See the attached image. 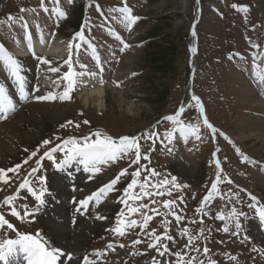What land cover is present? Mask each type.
<instances>
[{
	"label": "rangeland",
	"instance_id": "1",
	"mask_svg": "<svg viewBox=\"0 0 264 264\" xmlns=\"http://www.w3.org/2000/svg\"><path fill=\"white\" fill-rule=\"evenodd\" d=\"M124 7L139 17L135 23L126 19L128 13L119 11ZM61 12L66 16H61ZM81 31L84 40L74 42L71 71L85 75L78 76L69 100L59 98L68 86L67 80L62 79L69 71L64 60L41 56L52 61V67L60 68V72L53 73L48 65L35 58V69L27 80L22 76V62L8 53L20 41L38 38L41 32L52 43L68 46ZM124 44L129 47L125 48ZM0 45L3 46L0 57L8 54L18 60L23 77L21 93L9 96L17 101L15 110L6 119H0V127L15 123L20 128L11 145L15 162L11 163L13 156H3L6 164L0 168L7 171L20 165L16 171L7 172V184L0 181V214L15 230L0 228V239L39 234L46 240L42 216L47 211L53 218L51 211L63 201L62 193L50 189V178L59 175L62 183L76 181L68 187L72 195L66 197L72 226L102 225L96 233H87L94 241L86 255L96 264H154V261L177 264L178 259L181 264H264V219L259 215L264 196L257 186L258 179H264V153L258 152L264 148V138H253L246 132V128L264 121V110L245 104L250 94L264 101V0H0ZM194 65L196 71L190 81ZM87 77L96 80L95 85L109 88L106 110L102 113L82 105L80 95L93 88L90 81L86 82ZM25 79L31 81L27 88L23 86ZM48 94L57 98L36 99ZM193 95L200 98L204 114L217 129L215 134L203 124ZM32 105L40 109L26 108ZM181 105L185 108L181 123L164 119L176 114ZM85 120L89 123L85 124ZM181 124L198 125L201 139H195V134L185 136ZM96 131L117 141L124 136L139 138V163H132L135 153L132 149L116 161L101 165V171L95 174L76 162L63 169L56 167L70 147L62 143L65 139H96L92 135ZM149 133L157 135L150 140ZM167 133L172 134L171 143ZM45 140L50 143L44 145ZM58 144L65 151L58 149L52 153L54 160L47 157L40 160L46 150ZM37 160H40L39 171L29 176L31 169L37 167ZM176 166L181 167L180 172ZM123 169L127 173L114 191L104 195L99 204L90 202L87 212L76 211L78 202L84 199L82 195L97 191ZM137 169L140 177L132 175ZM153 169L158 175H151ZM217 175L220 176L217 191L205 202L204 197L212 191ZM40 177H44L43 182ZM172 177L176 178L175 184L152 187L164 179L171 181ZM25 179L37 194L45 192L43 204L27 187H19ZM132 179L138 181L133 189L136 195L142 191L141 183L146 184L145 191L152 193L137 201L129 200V207L147 205L138 213L129 212L119 202ZM95 184L101 185L87 193ZM157 191L164 195H156ZM8 196L16 199L11 205H4ZM168 200L174 203L166 209L163 202ZM13 207L20 213L19 217L11 215ZM121 211L125 223L131 219L137 221L135 228L125 229L124 236L112 231L118 226ZM97 214L107 219L98 220ZM144 215L153 216L146 229L142 227ZM219 215L225 219H218ZM237 222L240 228L236 227ZM225 227L227 232L223 230ZM153 230L161 236L159 251L148 246L154 243L148 235ZM189 237L193 239L190 241ZM136 239L141 243L133 246ZM109 244L113 247L109 248ZM46 246L52 249L48 242ZM95 252L103 255L93 257ZM178 252L180 258L174 255ZM13 258L26 260L23 253ZM63 264L71 261L65 258Z\"/></svg>",
	"mask_w": 264,
	"mask_h": 264
},
{
	"label": "snow or ice",
	"instance_id": "2",
	"mask_svg": "<svg viewBox=\"0 0 264 264\" xmlns=\"http://www.w3.org/2000/svg\"><path fill=\"white\" fill-rule=\"evenodd\" d=\"M233 7H240V6L233 5ZM245 10H247V9L245 8ZM45 11H47V9H45ZM119 11L124 12V13H128V16L126 17V19H128V21L130 23H135L139 19V17L131 15V10L127 7L120 8ZM60 15L66 16V14L63 12H61ZM193 35H195V33H193ZM52 36L54 37L55 33H52ZM77 39L81 40V41L84 40L83 31L77 32L75 34V36L73 37V41H70L68 43V47L70 49L74 47V42ZM75 46L77 48L79 47V45H75ZM29 47H32L31 43H29ZM124 47L127 48L129 46L127 44H124ZM2 51H3V46L0 45V52H2ZM32 55L41 64L48 65L49 66L48 70L50 72H53V73L60 72L59 67H52L51 66L52 61H50L49 59L38 56L35 51L32 52ZM0 59H3L7 63L9 70L11 71L12 75L14 77H16L18 82L22 83L23 77L20 75L21 64L19 63V61L14 59L11 55H8V54H5L4 56L0 57ZM63 63L65 65L69 66V71L65 72L64 76L62 77V79L67 80L68 86H67L66 90L63 92V95L60 96L59 98L61 100H69V99H71L70 93L74 90V88L76 86V77L85 75V73H75V72L71 71V65H72V54L71 53H69L68 58L66 60H64ZM83 67H86V66H83ZM87 75L94 76L96 74L95 73H87ZM56 98L57 97L52 95V94L36 97V99H38V100H55ZM192 100H194L195 104L199 106L200 112H201V114H203L204 113V107H203V104H202L200 98L193 95ZM15 107L16 106H15L13 100L5 94L3 87L0 86V113L4 114L3 116H0V119H6L8 116V113L11 111H14ZM184 112H185V108L183 105H181V107L178 109L176 114L166 116V117H164V119L167 121H173L176 123H181L180 122V116ZM68 123L71 124L73 122L69 121ZM84 123L88 124L89 121L85 120ZM203 124L208 129H211L213 134H215L217 132V129H215L213 127V125L211 123H209L206 115L203 116ZM64 126L65 125H62L61 127H64ZM76 127H79V125H76ZM181 131H183L185 136H187L189 134H195V139H197V140L201 139L200 135L198 134L199 133V126L198 125L193 126V125L181 124ZM92 135L95 136L96 139H91V137H83L80 140H78L75 137H69V138L65 139L62 143L64 145H69L70 147H68L66 149V155H65L64 159L60 163H57L56 167L58 169H63L66 167H70L73 164V162H76L79 165H82L85 171H88L90 173L95 174V173H99L101 171V168H100L101 165H105V164H108L109 162L116 161L117 159L121 158L123 155L129 153L132 149H135L134 160L132 161V163H139V161L141 159L140 145L138 143L139 138L124 136V137H120L119 140L117 141V140L113 139L111 136H107V135L101 133L100 131H96ZM147 135H148V138L151 140L153 138V136H155L157 134L149 133ZM166 138L168 139L169 143H171L172 134L167 133ZM161 142H163V141H161ZM49 143H50L49 140L43 141L44 145H48ZM58 149L60 151H65V149L61 148V145L58 144L55 147H53L49 150H46L44 152L43 156L40 158V160H42L44 157H47L49 160H54L52 153H55ZM237 151H239V150H237ZM36 154H37L36 152L31 153L32 156H36ZM145 159H147V156H145ZM40 160L36 161L37 167H34L31 169L29 176H31L32 174L39 171ZM24 163H27V160H25ZM215 163L219 169V165H220L219 159H216ZM19 167H20V165H16L15 168L8 169L7 171L4 169H0V181L7 184L8 183L7 172L16 171V169H18ZM219 170L222 171V169H219ZM126 173H127V169L121 170V172L114 179H112L109 183H106L104 186L100 187L97 191L86 196L84 199H81L78 202V206H77L76 211L79 212V211L83 210L84 212H87L89 209L90 202H93V201H95L97 204H99L104 195L115 190V186L119 183L120 178L122 176L126 175ZM132 175L134 177H140L141 172L139 169H137L136 171H134L132 173ZM151 175L156 176V175H158V173H156V171L153 169V170H151ZM43 180H44V177H40V181L43 182ZM175 180H176L175 177H172L171 181H169L168 179H164V180L160 181L159 183H157L156 185H152V187L159 189L163 186L168 185L169 183L175 184ZM219 182H220V176L217 175L216 182L213 183L211 186L212 191L207 196L204 197L205 202L211 198L212 192L217 191V184ZM137 185H138L137 179H132L131 183H129L127 185V187L124 189L123 197H121V199L119 201L120 203H122L123 205L128 207V210L131 213L141 212V209L146 208L147 205H139V206L129 207V200L137 201V200H140L143 196L152 195V193L144 190L146 188V184H143V183L139 184V187L142 190L140 195H136L133 192V189H135L137 187ZM176 186L179 187V185H176ZM19 187L20 188H26L27 187L28 191L31 192L32 196H34L35 199L40 202V204L44 203V200L42 199V197L45 195V192L42 190L39 194H37V192L29 186L28 179H25L24 182L21 183ZM167 194L169 196H171L172 193L170 190H168ZM156 195L163 196L164 192L157 191ZM14 199H16V196L6 197L4 200V205H11L12 201ZM251 199L253 201H256L257 198L255 196H252ZM153 203H155V200H153ZM173 203H174V201H172V200L164 201L163 207L167 209ZM25 207H27V206H25ZM249 207H253V205H249ZM153 211H155V209H153ZM197 211H199V209ZM233 213L235 214V209H233ZM11 215L19 217L20 213L15 209V207H13L12 211H11ZM25 215H31V213L25 212ZM124 215H125L124 212L121 211L119 214L120 219H118V226L112 230L115 233H118L120 236L125 235V229L126 228H135L137 226V221L135 219H131V220L127 221V223H125V221L123 219ZM239 215H243V213H239ZM259 215L262 219H264V207H261L259 209ZM95 218L98 220L107 219V217L100 215V214H97ZM143 219H144V223H143L142 227L144 229H146L148 227V221H151L153 219V216L152 215H144ZM177 219L179 220V219H181V217L177 216ZM218 219L224 220L225 217L223 215H219ZM4 226H6L8 229L15 230L14 225L11 224L7 219H5L3 214H0V228H3ZM236 227L240 228L241 225L237 222ZM223 230L225 232H227L228 228L225 227ZM184 231L187 232L188 230L185 229ZM200 231H201V235H203V229H201ZM148 235L152 236V238L154 240V243H150L148 246L150 248H156L157 251H159V248L157 246L160 245V243H161V236L156 235L154 230L152 232L148 233ZM18 237H19L18 239H12V238L0 239V261H4V264H10L11 259L13 257L17 256L19 253L24 254L25 258L27 259L28 264H57V260L59 259V257L61 255H64L61 252V250L58 248H52L50 250L46 246L47 241L44 240L43 237H40L39 234H36V235H30V234L20 235V234H18ZM169 239H171V238L169 237ZM191 239H193V238L189 237L190 241H191ZM140 243H141L140 239H136V240L132 241L133 246L140 244ZM108 247L112 248L113 245L109 244ZM120 247L123 248L124 245L121 244ZM164 247H165V250H167L166 246H164ZM196 250L198 251L199 249H196ZM253 250L255 251V249H253ZM204 251L207 252L208 249L205 248ZM102 255H103V253H101V252H95L92 254L93 257L102 256ZM160 255H164V252H160ZM174 255L177 256L178 258H180V256H181V254L179 252L175 253ZM66 258L69 261H72L74 259L71 254H67ZM231 258L236 259V257H231ZM82 264H96V261L94 259H91L89 256L86 255L82 258ZM154 264H155V261H154ZM177 264H181L180 259H178Z\"/></svg>",
	"mask_w": 264,
	"mask_h": 264
},
{
	"label": "bare ground",
	"instance_id": "3",
	"mask_svg": "<svg viewBox=\"0 0 264 264\" xmlns=\"http://www.w3.org/2000/svg\"><path fill=\"white\" fill-rule=\"evenodd\" d=\"M29 43H31L32 47H29ZM33 51H35L38 56H46L50 58L58 57L57 59H65L68 57L71 49L67 45L60 44V42L52 43L49 36L45 32H41V35L38 38H30L26 42L20 41L12 48L11 52L8 51V53L15 55L22 62V76L27 80L31 79L33 71L35 69V57L32 55ZM192 55L193 58H196L197 56V49L195 48V46L192 48ZM26 79L25 82H23V86L25 84V87L27 88V84L31 83V81L28 82L26 81ZM76 80H79L78 76L76 77ZM85 80L86 79L84 78V81ZM88 81H90V85L93 88L84 91L80 95L82 105L87 110L96 108L97 112L102 113L106 110V96L109 88L104 87L100 84L95 85L96 80H93L90 77H87L86 82ZM0 86L3 87L4 92L7 96H16L19 92L21 93L20 90H22L21 82H18L16 77L12 75L7 63L3 59L0 60ZM11 98L17 105V101H15V98ZM245 104L251 105L255 109L264 110V101L253 94H250L246 98ZM26 108L36 109L39 108V106L32 105ZM19 131L20 128L15 123H5L0 127V168H2V166L6 164V161L2 160L3 156H13V148L11 145L12 141L16 140L15 135H17L16 133H18ZM246 132L250 133V137L263 139L264 121H262V123L260 124L258 123V125L251 126V128H246ZM258 152L259 155H263L264 148H259ZM14 160L15 157L13 156V160L11 161V163L15 162ZM175 169L177 172L181 171V167L179 166H176ZM75 182L71 179L70 183L65 180L62 183L59 175L50 178V189L53 192L59 191L58 193H62L61 197L63 201L60 206H55V209L51 211L52 213H54L53 218L50 217L49 212L46 211L47 213L45 212V214L42 216L44 221L42 219L41 222V227L44 232V238H46L48 244L52 248L60 249L63 254L65 253L64 251L68 252V254H71L74 258L71 261V264H79L82 262V258L86 256V251L94 241L93 238L87 236V233H96L95 231H98L102 226L100 225V223H86L84 225L81 224L75 228L72 226L68 215L69 208L66 201L68 199H66V197L69 198L70 195H72L68 187L75 185ZM100 185L101 184H95L87 193H90L91 191L95 190V188L100 187ZM257 186L264 196V179H258ZM82 197L85 198L86 196L82 195ZM262 245L264 246V242ZM66 256L67 254L61 255L57 260V264H63V259H65ZM21 262L22 264H28L27 259L23 261L16 260L14 258L11 259L10 264H21ZM0 264H4V261H0Z\"/></svg>",
	"mask_w": 264,
	"mask_h": 264
},
{
	"label": "water",
	"instance_id": "4",
	"mask_svg": "<svg viewBox=\"0 0 264 264\" xmlns=\"http://www.w3.org/2000/svg\"><path fill=\"white\" fill-rule=\"evenodd\" d=\"M195 29H196V23L193 26L192 34L195 33ZM194 46L196 47V44H194ZM194 70H195V66L191 69L190 81H192V76H193Z\"/></svg>",
	"mask_w": 264,
	"mask_h": 264
}]
</instances>
